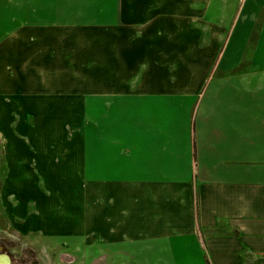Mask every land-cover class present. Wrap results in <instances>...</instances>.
I'll return each mask as SVG.
<instances>
[{
    "label": "crops",
    "instance_id": "0c3cea01",
    "mask_svg": "<svg viewBox=\"0 0 264 264\" xmlns=\"http://www.w3.org/2000/svg\"><path fill=\"white\" fill-rule=\"evenodd\" d=\"M55 2L42 0L46 31L26 44L45 102L65 52L57 41L77 39ZM125 6L135 14L78 22L98 29L84 37L98 42L81 61L82 155L64 160L83 167L85 245L99 238L105 259L142 249V264H264V0H115ZM188 40L199 51L222 42L205 63ZM70 51L63 70L76 78ZM42 167L44 184L75 183L51 155ZM41 198L58 231L46 219L57 198Z\"/></svg>",
    "mask_w": 264,
    "mask_h": 264
},
{
    "label": "rangeland",
    "instance_id": "374dc122",
    "mask_svg": "<svg viewBox=\"0 0 264 264\" xmlns=\"http://www.w3.org/2000/svg\"><path fill=\"white\" fill-rule=\"evenodd\" d=\"M54 1L59 5L61 20L77 24L65 29L73 31L77 39L57 41L60 51L65 52L60 54L57 63L61 71L54 72L48 81L53 80L58 86L48 88L47 95L52 98L45 102L39 74L29 70L33 67L28 53H35L36 49L34 45H26L35 44L37 33L46 31L36 24L42 0H0V253L9 257V264H142V249L134 250V258L109 256L105 259L100 255L99 238L93 245H85L82 163L77 162L80 166L68 169V162H64L67 155H82L78 152L83 145L85 109L81 61L86 44L98 42L84 38L91 37V31L96 32L97 27L78 22L87 17L98 19L101 15L131 17L135 11L125 6L117 12L115 0ZM185 42L173 41V46ZM200 42L187 41L193 54L198 53L203 56V62L211 63L215 58L213 49L222 41H202L203 51L197 49L196 43ZM68 48L70 52L75 49L76 78L63 70L68 64ZM44 155H51L65 176L68 171H74L75 183L44 184L42 177L47 172L42 167ZM42 194L57 198L60 209L48 210L46 219L59 221L58 231L50 230L44 214L34 206L36 203L44 206ZM69 198L72 202L75 199L78 214L69 212ZM73 219L80 230L70 233L69 224Z\"/></svg>",
    "mask_w": 264,
    "mask_h": 264
},
{
    "label": "bare ground",
    "instance_id": "6f19581e",
    "mask_svg": "<svg viewBox=\"0 0 264 264\" xmlns=\"http://www.w3.org/2000/svg\"><path fill=\"white\" fill-rule=\"evenodd\" d=\"M9 257L6 254L0 253V264H9Z\"/></svg>",
    "mask_w": 264,
    "mask_h": 264
}]
</instances>
